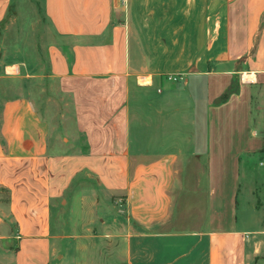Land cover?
Returning <instances> with one entry per match:
<instances>
[{
    "label": "crops",
    "instance_id": "obj_1",
    "mask_svg": "<svg viewBox=\"0 0 264 264\" xmlns=\"http://www.w3.org/2000/svg\"><path fill=\"white\" fill-rule=\"evenodd\" d=\"M35 1L44 72L1 60L0 264H62L66 239L75 259L101 239L106 264H264L258 200L239 216L264 159V0ZM33 78L69 101V128Z\"/></svg>",
    "mask_w": 264,
    "mask_h": 264
},
{
    "label": "rangeland",
    "instance_id": "obj_2",
    "mask_svg": "<svg viewBox=\"0 0 264 264\" xmlns=\"http://www.w3.org/2000/svg\"><path fill=\"white\" fill-rule=\"evenodd\" d=\"M52 40L53 32L49 21L44 15L42 4L35 0H15L13 9H11L7 19L0 27V79L3 80V74H5V63L1 62V60L5 59V56L9 60L20 62L24 72H32L33 75L42 74L47 60V47ZM9 70L17 74L16 68L13 67ZM6 84H9L8 86H11L10 88L13 90H19V86H21V84H14L12 82ZM33 86L35 87L36 98L42 101L41 103L43 104L46 102L53 122L57 123V125L64 124L69 128L72 117L70 113L71 106L67 99L60 98L56 94L57 86H55V83L48 81L43 84L41 80L38 83V78H33ZM45 96L46 98H44ZM255 116L256 119L261 121L260 117ZM261 160L263 158L255 157L250 173L248 175L243 174L239 194V216L243 221H251L250 214L252 211L249 208V201L251 200H258V205L264 212V165L261 164ZM251 188L257 189L258 194L255 196L249 195ZM195 197L197 198V196ZM195 197L194 199L190 197L191 204H194ZM80 205L81 203L77 201L76 207L78 208ZM56 207L58 208V206ZM85 209L88 208L83 207L82 215L86 214L84 212ZM70 215L73 216L72 211H70L69 206H66L64 216L69 217ZM55 221L57 223V219L53 218L54 223ZM96 226H99L98 230H101L99 223ZM65 229L68 230L69 227L66 226ZM70 241L72 240L66 239L61 244L62 251L66 257L62 261V264H87V260L85 259L86 254L92 257L90 260L93 264H106V257L109 255V251L107 250L108 244L101 239L95 242L94 250H82L77 259L69 254V250H71ZM0 261H3L1 240ZM53 264H57V253L54 256Z\"/></svg>",
    "mask_w": 264,
    "mask_h": 264
},
{
    "label": "built area",
    "instance_id": "obj_3",
    "mask_svg": "<svg viewBox=\"0 0 264 264\" xmlns=\"http://www.w3.org/2000/svg\"><path fill=\"white\" fill-rule=\"evenodd\" d=\"M170 78H172L174 80H177L178 79V76H170ZM261 164H264V159L261 161Z\"/></svg>",
    "mask_w": 264,
    "mask_h": 264
}]
</instances>
